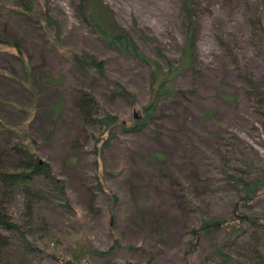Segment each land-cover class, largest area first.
Returning a JSON list of instances; mask_svg holds the SVG:
<instances>
[{
  "label": "rangeland",
  "instance_id": "obj_1",
  "mask_svg": "<svg viewBox=\"0 0 264 264\" xmlns=\"http://www.w3.org/2000/svg\"><path fill=\"white\" fill-rule=\"evenodd\" d=\"M36 1L53 24L0 9V38L12 36L21 50L17 56L0 47V97L26 110L34 150L56 180H67L70 207L40 211L45 228L28 238L37 247L24 255L29 264H70L69 252L89 264H238L251 237L264 246V230L246 223L238 237L225 239L222 230L200 233L198 241L192 235L199 217L230 218L229 176L251 177L264 168V112L255 111L245 92L248 80L264 91V0H193L198 26L191 63L175 79L183 92L159 101L152 119L135 131L126 129L143 116L149 68L79 25L73 0ZM102 2L146 56L179 60L180 0ZM5 21L10 31L3 30ZM72 52L102 59L103 77L76 72ZM115 83L129 94L116 91ZM77 90L95 98L99 113L117 118L108 133L85 127L95 140L79 153L64 138L78 123ZM8 138L0 133V148ZM25 200L9 193L4 208L19 216ZM239 210L264 219V196ZM213 245L229 259L214 254Z\"/></svg>",
  "mask_w": 264,
  "mask_h": 264
},
{
  "label": "trees",
  "instance_id": "obj_2",
  "mask_svg": "<svg viewBox=\"0 0 264 264\" xmlns=\"http://www.w3.org/2000/svg\"><path fill=\"white\" fill-rule=\"evenodd\" d=\"M73 7L79 25L95 34L105 47L136 59L149 68V95L148 101L142 106L143 116L134 120L133 125L126 129L127 131H135L148 123L159 101L178 96L183 92L175 88V79L179 73L189 68L191 63L190 53L194 47L198 26V8L195 1L180 0L184 38L180 47V58L176 63L157 56H146L133 39L132 33L115 24L112 11L102 0H73ZM0 9H19L27 15L36 14L37 21L45 22L47 25L53 24L45 10L38 9L36 0H0ZM56 12L58 13V10ZM32 15L31 17H35ZM261 28L264 34L263 23ZM3 30H11L7 21L4 22ZM0 47L11 49L17 56L21 54L20 47L12 36L5 34L0 38ZM69 60L76 72L82 75L103 77V60L95 55L86 52H72ZM247 83L248 88L245 92L254 100L255 111L264 112V91L259 85L249 80ZM114 86L116 91L125 95L129 94L119 84L115 83ZM72 102L78 123L71 132L64 135V138L69 151L79 153L88 140H95L93 134L87 132L85 127L93 126L100 133L104 131L108 133L117 124V118L110 113H104V115L99 113L95 98L88 92L77 90L73 94ZM28 117L26 110L0 97V133H6L9 137L4 142L5 145L0 148V264H29L30 261H27L24 255L35 253L37 247L28 238L34 241L35 233L45 228V219L40 215V211L58 206L65 209L70 207L65 201L67 180H56L51 165L37 156L34 150L35 141L28 129L30 127ZM257 171L259 172L251 177L229 176L234 184L235 197L230 218L226 220L212 215L199 217L196 229L192 230V235L197 241L198 234L210 230H222L225 239L238 237L243 232V223L264 230V219L239 210L240 207L247 211L250 210L252 202L259 196H264V168ZM84 190L87 197L91 198V192H89L91 188L84 185ZM12 192H20L26 198L25 212L16 217L10 216L4 208V197ZM250 240L253 243H247L245 252L239 254L238 264H262L264 246L259 238L251 237ZM91 252L100 254L93 250ZM213 253L224 260L229 259V256L216 245H213ZM81 257L69 252L65 262L89 264Z\"/></svg>",
  "mask_w": 264,
  "mask_h": 264
}]
</instances>
